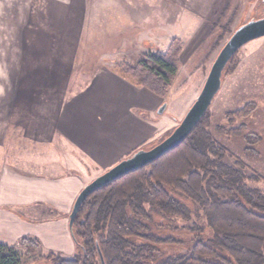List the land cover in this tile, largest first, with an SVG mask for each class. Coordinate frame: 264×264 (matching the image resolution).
Segmentation results:
<instances>
[{"label": "rangeland", "instance_id": "374dc122", "mask_svg": "<svg viewBox=\"0 0 264 264\" xmlns=\"http://www.w3.org/2000/svg\"><path fill=\"white\" fill-rule=\"evenodd\" d=\"M89 1L98 5L108 2L86 0ZM125 2L129 6L128 9L134 11V30L130 38L119 39L113 45L105 38L78 39L76 5L69 10V14L67 13L71 22L64 23L66 27L69 25V36L66 39H62L59 32L63 23L57 21L33 24L31 32L26 28L28 23L17 19L28 14L26 6L6 9V19L0 24V49L5 47L6 51L4 50V54L0 53V58L6 63L7 72L6 81L5 78L0 79V83L7 86L10 85V80H16L18 83L24 80L25 83L33 81V84L37 85L33 86V94L46 95L48 99H45L47 102H43V99L42 103H39L41 110L56 111L65 103L64 100L81 94H87L91 98L95 93L97 95L102 88L96 85V91L91 90L94 87V76L97 74H102L103 77L119 76L121 83L125 81L135 89L144 88L139 85L138 80L129 77V68L137 67L139 61L148 53L165 55L172 44L177 43L182 48L178 73L166 96L158 100V105L155 100L156 103L151 105L149 112H144L153 130L148 142L140 146L139 150H149L169 137L180 125L199 97L216 58L236 30L251 20L264 18V3L263 0H243L241 3L234 1L236 3L224 8L217 7L216 12L209 14L205 19L203 16L208 11L211 0ZM101 9L109 12V8ZM57 18L60 20L61 16ZM162 18L165 21H162ZM157 30H160L159 40ZM94 46H97L96 50L92 48ZM61 50L67 54L55 53ZM61 70L62 78L55 81L53 73L58 75L57 72L61 73ZM18 74L21 75L20 78ZM128 84L126 85L129 87ZM121 87L122 84L104 87L102 94L105 101L112 102L111 98L117 100L115 94ZM11 92H16L15 88H11ZM164 104L167 108L160 115L158 111ZM244 111H248L249 116L239 117L238 112ZM208 114L207 131L229 152L224 163L239 169L245 175V184L264 194V37L245 45L230 61L223 75L222 88ZM242 127L246 130L244 134H228L229 131ZM247 137H250L252 145L248 144ZM248 148L258 155L248 156ZM86 170L83 175L89 184L106 172L92 164L87 165ZM192 220H177V225L191 227L196 218ZM202 224H205V220ZM181 234L187 239L186 233ZM12 248L20 264L51 263L43 259L49 253L43 254L42 247L35 249V253L31 247L32 253L28 254L27 248L20 240L18 246Z\"/></svg>", "mask_w": 264, "mask_h": 264}, {"label": "crops", "instance_id": "0c3cea01", "mask_svg": "<svg viewBox=\"0 0 264 264\" xmlns=\"http://www.w3.org/2000/svg\"><path fill=\"white\" fill-rule=\"evenodd\" d=\"M234 1L243 0H211L203 18ZM19 5L28 9V14L17 18L28 23L27 30L32 32L33 24L59 21L63 23L62 39L69 36V25L64 23L71 22L67 13L75 5L78 39L105 38L113 45L130 38L134 30V11L125 0H108L104 5L86 0H0V24L6 19V9ZM0 50L1 54L6 51L5 47ZM55 53L67 54L63 50ZM6 72V63L0 58V79L6 81ZM57 73L53 78L60 81L62 70ZM94 80V91L96 85L103 90L122 84L115 94L117 100L105 101L101 90L93 98L81 94L64 100L56 111H46L39 103L47 102V96L33 94V86H37L33 81L0 83V245L17 247L28 237L41 243L43 254L73 256L76 244L69 220L78 196L89 184L83 175L87 165L108 171L148 142L153 129L144 112L161 98L121 83L119 76L97 74Z\"/></svg>", "mask_w": 264, "mask_h": 264}, {"label": "trees", "instance_id": "16d2710c", "mask_svg": "<svg viewBox=\"0 0 264 264\" xmlns=\"http://www.w3.org/2000/svg\"><path fill=\"white\" fill-rule=\"evenodd\" d=\"M181 49L174 43L165 55L146 54L129 68V77L164 98L178 73ZM249 114L238 112L239 117ZM208 118L207 113L177 149L82 204L71 230L78 248L73 257L49 253L43 259L102 264L101 253L105 264H264V194L224 163L229 152L207 131ZM245 132L242 127L228 134ZM246 153L258 155L249 148ZM193 218L191 227L177 225ZM21 244L28 254L31 247L33 253L41 248L32 238ZM0 264H20L12 247L0 245Z\"/></svg>", "mask_w": 264, "mask_h": 264}, {"label": "water", "instance_id": "95a60500", "mask_svg": "<svg viewBox=\"0 0 264 264\" xmlns=\"http://www.w3.org/2000/svg\"><path fill=\"white\" fill-rule=\"evenodd\" d=\"M263 37L264 18L251 20L247 24L238 28L216 58L199 97L190 108L180 125L169 137H167L155 147L149 150H138L131 157L121 161L106 171L104 174L96 178L93 182L88 184L82 190L74 204L69 220L70 230H72L73 223L82 204L93 193L127 175L150 166L157 160L164 157L166 154L181 146L210 110L213 101L222 88L224 72L233 57L245 45ZM166 108L167 105L164 104L159 109L158 114H163ZM99 254L101 263L105 264L102 254Z\"/></svg>", "mask_w": 264, "mask_h": 264}]
</instances>
